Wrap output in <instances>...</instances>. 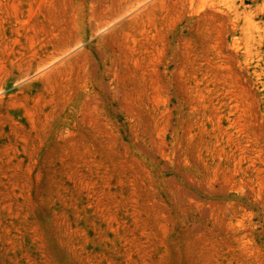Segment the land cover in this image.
Returning a JSON list of instances; mask_svg holds the SVG:
<instances>
[{"label": "rangeland", "instance_id": "obj_1", "mask_svg": "<svg viewBox=\"0 0 264 264\" xmlns=\"http://www.w3.org/2000/svg\"><path fill=\"white\" fill-rule=\"evenodd\" d=\"M0 264H264V0H0Z\"/></svg>", "mask_w": 264, "mask_h": 264}]
</instances>
